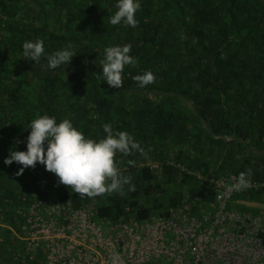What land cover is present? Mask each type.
Returning a JSON list of instances; mask_svg holds the SVG:
<instances>
[{"label":"trees","instance_id":"1","mask_svg":"<svg viewBox=\"0 0 264 264\" xmlns=\"http://www.w3.org/2000/svg\"><path fill=\"white\" fill-rule=\"evenodd\" d=\"M115 3L0 0V208L17 230L24 196L95 206L112 223L166 218L186 205L211 227L213 176L251 171V182L264 181V0H140L135 28L109 23ZM37 39L44 53L35 63L22 45ZM69 44V65L48 69L47 55ZM124 44L135 65L124 67L121 88L111 87L100 61L107 46ZM146 70L155 81L140 88L133 77ZM44 114L70 119L91 138L105 135V123L133 135L144 154L114 158L130 183L81 197L39 163L17 175L22 166L4 159L13 146L26 150L29 123ZM260 205L264 187L234 193L228 209L264 215ZM24 248L0 226V264H47L44 251L28 260Z\"/></svg>","mask_w":264,"mask_h":264},{"label":"built area","instance_id":"2","mask_svg":"<svg viewBox=\"0 0 264 264\" xmlns=\"http://www.w3.org/2000/svg\"><path fill=\"white\" fill-rule=\"evenodd\" d=\"M237 177L222 173L211 178L219 203L211 227L189 215L186 205L179 211L170 209L166 218L112 223L100 218L95 206L77 207L70 200L32 201L26 196L15 210L22 220L20 229L5 221L2 208L0 226L10 228L25 243L28 260H37L44 251L47 264H225L229 253L255 258L254 249L264 245L260 237L264 215L239 213L228 209V202L236 192L264 187V181L227 191Z\"/></svg>","mask_w":264,"mask_h":264},{"label":"clouds","instance_id":"3","mask_svg":"<svg viewBox=\"0 0 264 264\" xmlns=\"http://www.w3.org/2000/svg\"><path fill=\"white\" fill-rule=\"evenodd\" d=\"M140 0H116V11L109 17L112 25L123 24L135 28L138 24L136 12L140 9ZM24 59L38 63L44 53L43 41H25L22 45ZM131 45L107 46L104 57L100 61L102 75L106 83L115 88L122 87V73L126 65H135V59L130 55ZM73 53L71 45L47 55L46 67L55 70L61 65H69ZM138 87L144 88L155 81L152 71L146 70L133 77ZM102 138L86 136L70 119L59 122L55 116L44 114L31 120L28 125L26 150H17L13 146L5 165L13 162L21 165L17 175H22L29 167L37 163L54 173L59 183L69 186L71 191L81 197L94 196L120 191L123 185L130 183V178L118 172L114 160L117 153L125 156L136 152L144 154L133 135L126 131L114 132L108 123L103 124ZM134 166L135 160H128ZM251 171L240 172L236 182L227 191H240L251 186Z\"/></svg>","mask_w":264,"mask_h":264},{"label":"rangeland","instance_id":"4","mask_svg":"<svg viewBox=\"0 0 264 264\" xmlns=\"http://www.w3.org/2000/svg\"><path fill=\"white\" fill-rule=\"evenodd\" d=\"M260 207H263L260 205ZM264 213V207L262 208ZM247 251H250L247 249ZM254 252L256 254L255 258L249 257L248 253L244 254H231L229 253L228 257V262L225 264H264V245L262 247H258L257 249H254ZM252 255V254H251ZM253 256V255H252Z\"/></svg>","mask_w":264,"mask_h":264}]
</instances>
